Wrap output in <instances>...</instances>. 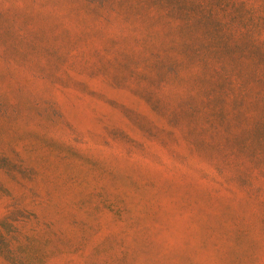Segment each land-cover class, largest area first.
Here are the masks:
<instances>
[{
    "label": "rangeland",
    "instance_id": "rangeland-1",
    "mask_svg": "<svg viewBox=\"0 0 264 264\" xmlns=\"http://www.w3.org/2000/svg\"><path fill=\"white\" fill-rule=\"evenodd\" d=\"M0 264H264V0H0Z\"/></svg>",
    "mask_w": 264,
    "mask_h": 264
},
{
    "label": "trees",
    "instance_id": "trees-1",
    "mask_svg": "<svg viewBox=\"0 0 264 264\" xmlns=\"http://www.w3.org/2000/svg\"><path fill=\"white\" fill-rule=\"evenodd\" d=\"M0 190H1V184H0Z\"/></svg>",
    "mask_w": 264,
    "mask_h": 264
}]
</instances>
